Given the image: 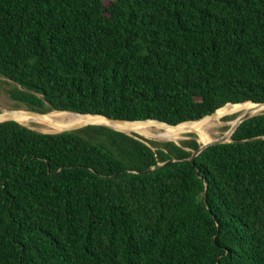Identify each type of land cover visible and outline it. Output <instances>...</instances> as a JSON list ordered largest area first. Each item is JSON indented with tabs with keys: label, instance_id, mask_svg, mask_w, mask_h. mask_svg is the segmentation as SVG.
Masks as SVG:
<instances>
[{
	"label": "trees",
	"instance_id": "trees-1",
	"mask_svg": "<svg viewBox=\"0 0 264 264\" xmlns=\"http://www.w3.org/2000/svg\"><path fill=\"white\" fill-rule=\"evenodd\" d=\"M1 93L170 125L237 104L235 120L264 103V0H0ZM230 139L190 159L204 141L0 123V264H264V113Z\"/></svg>",
	"mask_w": 264,
	"mask_h": 264
},
{
	"label": "bare ground",
	"instance_id": "bare-ground-1",
	"mask_svg": "<svg viewBox=\"0 0 264 264\" xmlns=\"http://www.w3.org/2000/svg\"><path fill=\"white\" fill-rule=\"evenodd\" d=\"M248 104V103H244ZM243 105V104H240ZM249 106L238 116L235 120L231 122H223L220 118H214L215 116H212L211 118H206L203 120L200 124L196 122H187L180 125V128L182 130H190L193 129L195 131V134L200 135L205 141L203 144L209 143L216 138L220 137V135H230L231 129L236 125L238 118L247 111H253V115H256V112L263 109L264 107H260V109H256L255 105L248 104ZM236 105H226L223 108H221L217 113H219L221 116L225 109L228 107H235ZM5 115L13 116L12 113H10L9 110L3 111ZM2 112V113H3ZM260 112V111H259ZM258 112V113H259ZM216 113V114H217ZM16 121L19 122L22 125L30 126L33 125L32 123H35L33 129L37 130L42 133H59L62 131L61 127L64 126H73L80 124L82 122H89L93 125H100V126H107L115 130L123 131L128 134H138L144 138L154 140V141H174L176 142V139L180 137L179 130L173 129V128H160L158 126H153L151 124H138L134 127H126L121 124H115L111 122H107L105 120L95 118L89 115H78V114H70V113H64V112H52L51 114H48L45 119L46 120H35L32 117L28 116H22L17 115L14 116ZM34 121V122H33ZM226 128V130L223 133H220V129ZM221 135V136H222Z\"/></svg>",
	"mask_w": 264,
	"mask_h": 264
},
{
	"label": "water",
	"instance_id": "water-1",
	"mask_svg": "<svg viewBox=\"0 0 264 264\" xmlns=\"http://www.w3.org/2000/svg\"><path fill=\"white\" fill-rule=\"evenodd\" d=\"M244 103H248V104L255 105L256 106V109H258L260 107H264V103H254L252 101H247V102H244ZM244 103H239V104H244ZM232 105H237V104H232ZM218 110H216L215 112H213V113H211V114H209V115H207L205 117L200 118L199 120L190 121V122H196V123L200 124L206 118L216 115V112ZM253 111L254 110L247 111V112L243 113L238 118L236 125L230 131V135H228V136L223 135L220 138H217V139H215V140H213V141H211L209 143H206L204 145H200L199 149L197 151L193 152V154L191 155L190 159H192L193 157L197 156L202 150H204L206 147H208L210 145H216V144H222V143L230 142L231 141V139H230L231 138V135L233 134V132L235 131V129L243 121H245V120H247V119L255 116V115H253ZM52 112H64V113H70V114H77V113H73V112H69V111H59V110H51V111H48L46 113H40V112H37V111L28 110V109H26V110H23V109L22 110L21 109L19 110V109H17V110L10 111V113H12L13 116L5 115L4 112L3 113L0 112V123L7 122V121H15V122H17L16 119H15V117H14V116H17V115L32 117L35 120H46L45 117L48 114H51ZM261 113H264V112H261ZM78 115H81V114H78ZM81 116H84V115H81ZM89 116H92V117H95V118H99V119L105 120L107 122H111V123H115V124H121V125H124L126 127H130V128L131 127H134V126H136L138 124H151L153 126H158V127L162 128V129H164V128H173V129L179 130V132H182L184 134H195V131L193 129H190V130H182L180 128V125L183 124V123L177 124V125H170V124H167V123H164V122H161V121H157V120H135V121H132V120L112 119V118H108V117L103 116V115H89ZM185 123H187V122H185ZM89 125H93V124L92 123H89V122H82L80 124L73 125V126H69V127L68 126H64V127H61L62 128V131L61 132H64V131H72V130H76V129H79V128H83V127H86V126H89ZM26 127H28V126H26ZM28 128L34 130L31 127H28ZM113 130H115V129H113ZM35 131H37V130H35ZM116 131H119V130H116ZM37 132H39V131H37ZM61 132H59V133H61ZM120 132H123V131H120ZM40 133H42V132H40ZM123 133H125V132H123ZM46 134H55V133H46ZM125 134H128V133H125ZM128 135H131V134H128ZM251 140H254V139H251Z\"/></svg>",
	"mask_w": 264,
	"mask_h": 264
},
{
	"label": "rangeland",
	"instance_id": "rangeland-1",
	"mask_svg": "<svg viewBox=\"0 0 264 264\" xmlns=\"http://www.w3.org/2000/svg\"><path fill=\"white\" fill-rule=\"evenodd\" d=\"M249 106V105H248ZM262 108V107H261ZM17 109H23V110H26L27 108L26 107H24V106H20V107H18V106H16L15 105V103H13L12 101H10L9 100V98L5 95V94H3V93H1L0 94V112H3L4 110H9V111H12V110H17ZM260 109V108H259ZM258 109V110H259ZM260 112H262V111H264L263 109H261V110H259ZM258 111V112H259ZM258 112H256V114H258ZM259 112V113H260ZM214 118H220L221 119V115L219 114V113H217L214 117H213V119ZM233 121V120H232ZM34 122V121H33ZM223 122H231V121H223ZM33 125H30L29 127H31V128H34L33 126L34 125H36L35 123H32ZM226 130V128H224V129H220V133H223L224 131ZM188 134H184V133H182V132H180V137H178V139H176V142L175 143H177V144H179L181 141H184V140H188V139H196V142L197 143H203V141H205L200 135H197V134H194V136L193 137H190V136H187ZM222 135V134H221ZM221 135H220V137H221ZM223 136V135H222ZM220 137H218V138H220ZM217 139V138H216ZM163 142H166V141H163ZM174 142V141H173Z\"/></svg>",
	"mask_w": 264,
	"mask_h": 264
}]
</instances>
